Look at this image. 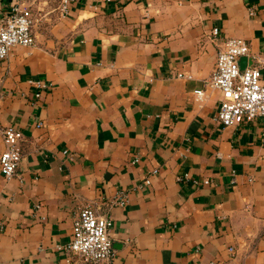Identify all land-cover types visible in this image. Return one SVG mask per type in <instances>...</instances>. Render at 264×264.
I'll return each mask as SVG.
<instances>
[{
  "label": "crops",
  "instance_id": "1",
  "mask_svg": "<svg viewBox=\"0 0 264 264\" xmlns=\"http://www.w3.org/2000/svg\"><path fill=\"white\" fill-rule=\"evenodd\" d=\"M41 15L33 45L0 63V129L23 137L0 176V264H66L84 206L111 220V264H264L260 123L223 127L218 93H192L212 29L264 55V0H66Z\"/></svg>",
  "mask_w": 264,
  "mask_h": 264
},
{
  "label": "built area",
  "instance_id": "2",
  "mask_svg": "<svg viewBox=\"0 0 264 264\" xmlns=\"http://www.w3.org/2000/svg\"><path fill=\"white\" fill-rule=\"evenodd\" d=\"M65 7L66 0H61V13L65 12ZM37 21L28 7L12 0L8 13L0 19V63L7 58L12 48L33 45L32 30ZM210 35L216 48L214 65L201 88L192 92L194 101L201 103L206 98V91L217 92L219 97L214 120L223 127L233 126L241 117L259 121V140L264 147V55H250L245 40L222 38L218 29H212ZM240 58H246L247 61L243 69L238 66ZM34 87L44 89L46 86L35 83ZM34 97L39 98V93H35ZM40 126L41 123H37V127ZM0 139V176L8 181L15 176L22 157L23 137L17 128L5 126L0 129ZM156 173V170H152L150 175ZM207 183L203 181V184ZM142 184L148 186L149 178H145ZM126 200V193L118 192L115 205L123 207ZM110 229L111 220L108 216L98 214L93 206L82 207L71 223L65 247L68 254L66 264H111L113 251ZM2 230L0 224V233Z\"/></svg>",
  "mask_w": 264,
  "mask_h": 264
},
{
  "label": "rangeland",
  "instance_id": "3",
  "mask_svg": "<svg viewBox=\"0 0 264 264\" xmlns=\"http://www.w3.org/2000/svg\"><path fill=\"white\" fill-rule=\"evenodd\" d=\"M19 4L28 7L30 12L39 19L42 12L60 7L61 0H17ZM48 17V16H47Z\"/></svg>",
  "mask_w": 264,
  "mask_h": 264
}]
</instances>
